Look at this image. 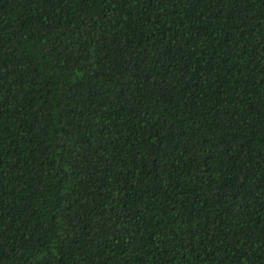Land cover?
<instances>
[{"label":"trees","instance_id":"1","mask_svg":"<svg viewBox=\"0 0 264 264\" xmlns=\"http://www.w3.org/2000/svg\"><path fill=\"white\" fill-rule=\"evenodd\" d=\"M0 264H264V0H0Z\"/></svg>","mask_w":264,"mask_h":264}]
</instances>
